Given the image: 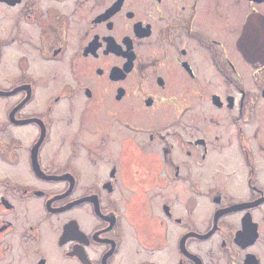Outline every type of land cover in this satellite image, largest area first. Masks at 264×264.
I'll list each match as a JSON object with an SVG mask.
<instances>
[{
  "label": "flooded vegetation",
  "instance_id": "obj_1",
  "mask_svg": "<svg viewBox=\"0 0 264 264\" xmlns=\"http://www.w3.org/2000/svg\"><path fill=\"white\" fill-rule=\"evenodd\" d=\"M0 264H264V0H0Z\"/></svg>",
  "mask_w": 264,
  "mask_h": 264
},
{
  "label": "water",
  "instance_id": "obj_2",
  "mask_svg": "<svg viewBox=\"0 0 264 264\" xmlns=\"http://www.w3.org/2000/svg\"><path fill=\"white\" fill-rule=\"evenodd\" d=\"M253 19L251 18V19H249L248 21H247V24L245 25V27H244V29H243V32H242V36H241V38H240V42H243V43H240V45H245V50H246V52L245 53H243V55H249L248 54V45H247V43L248 42H246L247 40H249V39H252V38H254V37H258L259 35H252L251 33H250V29H249V27L253 24ZM252 32V31H251Z\"/></svg>",
  "mask_w": 264,
  "mask_h": 264
}]
</instances>
